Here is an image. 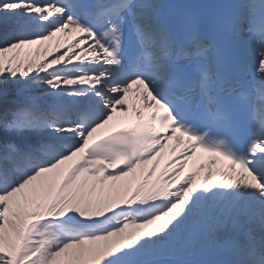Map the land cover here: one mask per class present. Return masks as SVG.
<instances>
[{
  "label": "snow or ice",
  "instance_id": "snow-or-ice-1",
  "mask_svg": "<svg viewBox=\"0 0 264 264\" xmlns=\"http://www.w3.org/2000/svg\"><path fill=\"white\" fill-rule=\"evenodd\" d=\"M0 264H264V0H0Z\"/></svg>",
  "mask_w": 264,
  "mask_h": 264
},
{
  "label": "bare ground",
  "instance_id": "bare-ground-1",
  "mask_svg": "<svg viewBox=\"0 0 264 264\" xmlns=\"http://www.w3.org/2000/svg\"><path fill=\"white\" fill-rule=\"evenodd\" d=\"M68 39H71V37H66L63 33L57 34V36L53 37V39L51 41H47V42H45V44L43 46H41V55H43V48L44 47H49V49L51 50V48L55 47L57 42H59L61 45H64ZM21 55L22 56L26 55V53H22ZM31 55L33 57L36 56L35 46L33 47V51H32ZM130 111H132V109H130ZM118 118H120L121 121H124L125 119H127L124 117L123 114H118ZM118 183H123V182H118Z\"/></svg>",
  "mask_w": 264,
  "mask_h": 264
}]
</instances>
